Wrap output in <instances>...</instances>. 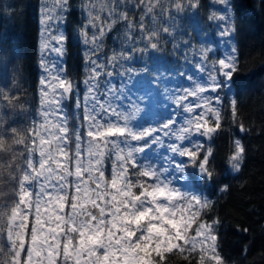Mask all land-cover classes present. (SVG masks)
Here are the masks:
<instances>
[{"label": "snow or ice", "instance_id": "1", "mask_svg": "<svg viewBox=\"0 0 264 264\" xmlns=\"http://www.w3.org/2000/svg\"><path fill=\"white\" fill-rule=\"evenodd\" d=\"M67 3L55 0V10L66 11ZM109 3L107 16L118 17L127 26L124 46L98 63L105 29L99 27V35L89 39L81 28L83 43L91 45L85 52L90 68L82 99L66 69L49 66L43 56L50 50L63 57L69 37L47 32L53 18L61 17L41 8L40 22L45 27L40 66L47 73L39 80L42 123L17 128L0 115V264H168L172 255L189 260L197 253L196 264H224L218 251L223 221L210 216L215 206L210 194L230 191L213 164L212 145L224 131L221 109L228 93L234 85L240 87L232 2L213 0L220 8L208 17L219 29L223 54L209 62V55L218 53L207 45L192 49L193 61L185 53V63L195 71L177 73L188 81L187 87L166 90L175 110L165 109L158 119L143 123L140 103L131 101L125 89L133 76H147L153 69L147 60L142 68L132 65L145 54L159 52L162 40L172 42L176 50L192 48L190 40L176 43L177 17L172 10L178 16L188 9L198 10L200 3L172 0L167 8L163 0ZM121 8L141 10L138 24ZM93 11L88 24L96 28L99 17L92 16ZM149 18L151 24L145 23ZM116 23L112 19L108 28ZM115 75L127 81L122 79L119 87L101 82ZM73 95L75 119L80 123L70 127L64 101ZM236 95L238 91L228 100L233 118ZM0 97L10 104L16 100L2 89ZM249 130L238 125L239 133ZM245 152L240 138L232 140L225 171L239 173ZM109 161L110 178L106 175Z\"/></svg>", "mask_w": 264, "mask_h": 264}, {"label": "trees", "instance_id": "2", "mask_svg": "<svg viewBox=\"0 0 264 264\" xmlns=\"http://www.w3.org/2000/svg\"><path fill=\"white\" fill-rule=\"evenodd\" d=\"M231 2L238 28L235 35L238 49L236 79L240 87L237 89L234 85L232 92L228 93V99L221 109L224 131L215 138L212 145L216 155L213 164L217 173H222L226 178L221 182L228 183L230 191L221 194L217 190L210 194V198L215 201L210 216H218L223 221V226L219 229L218 251L224 264H264V0H250L248 7L243 0ZM199 3L198 10H192L190 14L186 10L178 15L180 23L176 43L182 44L183 41L190 40L192 48L181 46L176 50L172 42L162 40L159 52H152L150 57L145 54L132 65L142 68L147 60L153 69L147 76L143 73L133 76L125 89L131 101L144 97L142 102L137 101L143 109L139 117L141 123L158 119L165 109L168 112L175 110L166 90L175 89L180 85L187 87L188 81L177 73L185 69L188 72L195 71L191 63H185L184 54L187 53L188 61H193L192 49H200L201 41L205 42L204 45L215 42L212 30L214 24L208 19L212 9L211 1L199 0ZM38 4L39 0H0V89L8 96L16 98L14 103L10 104L0 97V115H3L5 120L14 122L12 126L17 128L30 126L33 121L42 123L39 116L41 75L37 49ZM163 5L167 8L170 3L163 0ZM81 9L82 0H68L62 27L63 33L69 39L65 42L61 67L66 69L67 77L77 86L76 90L82 99L85 91L83 81L89 75L90 65L85 60V52L88 50L83 45L80 34L84 20ZM120 10L127 11L129 20L135 19L138 24L139 10ZM115 19L117 23L100 39L99 63L124 46L123 37L127 26L118 17ZM197 27L203 28V34L197 31ZM207 28L211 31H206ZM207 32L208 34H205ZM199 36H202V39ZM216 52L218 53L217 49ZM217 57L218 55L210 54L209 62ZM116 71L119 72L120 69L117 68ZM158 73L161 75H157L155 79L156 91L151 92L145 85ZM122 79L127 81V77L115 75L105 76L101 82L111 81L119 87ZM237 91V115L233 118L228 100L232 99ZM75 102V95L64 101V108L70 115V127L80 123L75 119ZM124 103L128 104L129 100ZM79 114L83 115L82 110ZM240 123L250 129L248 133L238 132ZM236 138L242 140L246 152L241 171L232 173L230 170L225 171L226 157L231 150L232 140ZM109 170L110 161L106 175ZM244 228L248 231L241 230ZM198 258V253L189 260H184L180 255H172L168 264H196Z\"/></svg>", "mask_w": 264, "mask_h": 264}, {"label": "rangeland", "instance_id": "3", "mask_svg": "<svg viewBox=\"0 0 264 264\" xmlns=\"http://www.w3.org/2000/svg\"><path fill=\"white\" fill-rule=\"evenodd\" d=\"M210 1H211V4H212L211 13L213 11H218L220 6L219 5H214L213 0H210ZM168 2L171 4L172 0H168ZM134 3L135 2H133V4ZM186 3H187V0H185V4ZM105 5H108L109 7L111 6L110 3H109V0H82V9L81 10H82L83 18H84L82 27L85 28V30L88 32L89 39L92 37L93 34L99 35L98 28L101 27V26L104 27L105 33H106L109 30L108 24L111 23L112 19L116 18V17L109 18L107 16V7H105ZM42 7H48L50 9H52L54 17L57 16V15L61 17V19L59 21L57 19L53 18L51 23L47 25V32H50L52 35H56L59 32H63L62 24H63V15H64V11L57 12L55 10V0H39V4H38L39 35H38V47H37L38 55H39V66H40V61H41V51H40V44H41V38H42L41 37V32H42V28L45 27L40 22L41 21V8ZM93 8L95 9V11L92 12V16H98L99 17V19L96 20V25H97L96 28H93V27H91V25L88 24L89 12ZM139 11H140V15H142V11L141 10H139ZM188 11H189L188 14L192 13V9H188ZM172 14H173V16L177 17L176 18V24H177V26H179L180 20H179L177 14L175 13L174 9L172 10ZM138 22H139V19H138ZM146 22H147V24H151L150 18L148 20H146ZM211 22L214 24V27H213L212 30L214 32L213 33V35H214L213 39H214L215 42H214V44H207V46H212L215 50L216 49L218 50L217 59H219L220 55H222L223 52H224V48H223V46H220L219 43H218L219 37H218L217 33H218L219 29H217L215 27V23L216 22H214V21H211ZM125 26H126V24H125ZM156 26L159 27V26H161V24L159 25V22H158ZM177 29H178V27H177ZM196 29H197V31L199 33H202V31H203L202 27H197ZM205 30L208 31V32L211 31L208 28L205 29ZM208 32L205 33V34H208ZM199 37L202 39V36H199ZM45 38H48V37L46 36ZM82 41H83V37H82ZM204 43L205 42L201 41L200 45L204 46ZM83 45L86 47L87 50H89L91 48L90 44L89 45H85L83 43ZM43 56H44L45 60L47 61V63L49 64V66L58 65L59 67H61V65H62V57H59L55 52H52L50 50H46L43 53ZM52 74L55 75V72H53ZM40 75L41 76L47 75V73L44 72V70L41 68V66H40ZM157 75H161V74L160 73L155 74V76H152V80L156 79ZM173 75L177 76L174 73H173ZM152 80L150 79L149 82L146 83L145 88H147L151 92H154V91H156L155 84H157V83H152ZM109 174H110V172H109ZM109 178H110V176H109Z\"/></svg>", "mask_w": 264, "mask_h": 264}, {"label": "water", "instance_id": "4", "mask_svg": "<svg viewBox=\"0 0 264 264\" xmlns=\"http://www.w3.org/2000/svg\"><path fill=\"white\" fill-rule=\"evenodd\" d=\"M245 5L248 7L250 5V0H243Z\"/></svg>", "mask_w": 264, "mask_h": 264}, {"label": "flooded vegetation", "instance_id": "5", "mask_svg": "<svg viewBox=\"0 0 264 264\" xmlns=\"http://www.w3.org/2000/svg\"><path fill=\"white\" fill-rule=\"evenodd\" d=\"M108 176H110V174H108Z\"/></svg>", "mask_w": 264, "mask_h": 264}]
</instances>
